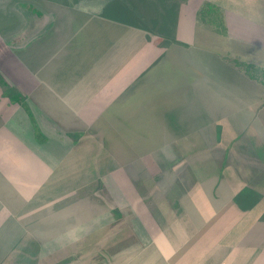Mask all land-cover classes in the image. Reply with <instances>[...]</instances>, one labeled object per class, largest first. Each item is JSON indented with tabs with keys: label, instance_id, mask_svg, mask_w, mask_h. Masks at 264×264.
Returning <instances> with one entry per match:
<instances>
[{
	"label": "crops",
	"instance_id": "0c3cea01",
	"mask_svg": "<svg viewBox=\"0 0 264 264\" xmlns=\"http://www.w3.org/2000/svg\"><path fill=\"white\" fill-rule=\"evenodd\" d=\"M117 1L0 10V264H264V87L196 42L264 67V0Z\"/></svg>",
	"mask_w": 264,
	"mask_h": 264
},
{
	"label": "rangeland",
	"instance_id": "374dc122",
	"mask_svg": "<svg viewBox=\"0 0 264 264\" xmlns=\"http://www.w3.org/2000/svg\"><path fill=\"white\" fill-rule=\"evenodd\" d=\"M45 1H48V0H23V1L22 0H0V10L1 11H7L8 13L10 12V16H11L10 17L11 18L10 20L11 21H14L15 20L14 17H16L17 15H20V12L21 13L23 12V7L24 6L27 7V10H30L29 13H31V15H30L29 18H27V15L28 14L23 13L21 15V18L19 20H16V22H13L12 23V26L9 27L10 30L11 29H15V31H14L15 34H17L21 30V42L25 41V38H22V35H27V34L31 35L32 32H31L30 29L39 31V29L42 27L41 24L44 21L42 22V18L39 17V15H41V16L44 15V17H46L45 16V13H44L45 11H43V10H44V8H48V6H47V4H45ZM61 1L62 2H66L67 1L70 4H75V5L82 6V7H87V8H93V9L99 8L97 6V1H99V0H61ZM88 1H89V3H88ZM116 1L117 0H115V2ZM121 1L122 2H125V3H128V0H119L117 2L120 3ZM25 3H27V4H25ZM121 4H124V3H121ZM118 5H120V4H118ZM127 5H130V4H127ZM54 10H55V8H54ZM46 13H48V12H46ZM32 16H35V21H33V17ZM55 17L57 18L56 15H55ZM218 19H219V16L217 14V15H214V21L212 22L213 24L209 23V25H208V24L200 21V23L202 24L201 25V28L202 29H207L206 30L207 32H203L202 29H200V28L197 29L196 42L199 43V44H202V45L210 46L211 48H214V49L218 50L221 54H223V57L224 56H230L229 59L237 67L240 66L238 64H240L241 62L252 63V62H249L246 59H243L242 57L238 56L237 54H233V53L229 52L226 49L227 46L230 45V40L228 38V34H229L228 27L225 24V22L223 21V24L222 25H220V24L218 25L217 32L213 30L214 27L216 26V22L218 21ZM52 21H54V20H52ZM1 22L2 21H0V23ZM3 23H7V22L6 21H3ZM210 24L212 26H210ZM210 27H211V29H210ZM3 31H4L3 28L0 26V33L2 34ZM5 31H9V30H5ZM47 33H48V31L47 32H44L43 34H46V35H42V36L38 37V39L35 41V44L37 45V47L41 48V51L42 52L43 51H46V50L49 52L48 45L51 44V43H53L55 41V40H52L53 38L50 35H48L49 36L48 37L47 36ZM28 37H30V36H28ZM41 38H42V40H41L42 41L41 42L42 46H39V45H41L40 44V39ZM49 38H50V41L47 44L46 41L49 40ZM64 40H67V38H65ZM44 44H46V45H44ZM33 45H34V42H32L31 44H29L27 48L28 49H31ZM236 45L235 46L237 48H239V45L238 44H236ZM63 46H64V44H63ZM240 46H242V44ZM213 51L216 52L215 50H213ZM25 63H26L25 65L28 66V70L33 69L34 61H32V62H25ZM25 79H28L27 81H31L30 78H28V77L25 78ZM258 125H259L258 123H255L254 126H257L258 127ZM35 126L38 127L37 124ZM258 130H256V131H258ZM249 131L253 132L254 131V128L249 129ZM260 132L263 135L264 134V128H261L260 129ZM259 138H261L260 135H259ZM253 144L255 145V150L256 151H259L261 153V149L258 148L257 143L254 142ZM108 150L109 149H106L105 150V153ZM103 156H104V154H102V156H100V157L103 158ZM109 183H110V181H109ZM109 183H108V186H110Z\"/></svg>",
	"mask_w": 264,
	"mask_h": 264
},
{
	"label": "trees",
	"instance_id": "16d2710c",
	"mask_svg": "<svg viewBox=\"0 0 264 264\" xmlns=\"http://www.w3.org/2000/svg\"><path fill=\"white\" fill-rule=\"evenodd\" d=\"M219 16L218 21L216 22V26L214 27V31L217 32L218 30V25L223 24V17H222V12L221 9L212 3L205 2L202 4V6L199 8L197 12V18L199 21L213 24L212 22L214 21V15ZM210 24V26H212ZM239 67L251 78H253L255 81L259 82L263 87H264V68L257 66L253 63H248V62H241ZM7 93H11V89L7 88L6 91ZM12 94V93H11ZM16 99V98H15ZM14 100V99H13ZM20 101L21 105L25 108H27L25 98L23 95H21V98H17L16 101Z\"/></svg>",
	"mask_w": 264,
	"mask_h": 264
}]
</instances>
